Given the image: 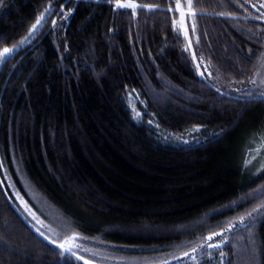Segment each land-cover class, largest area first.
I'll return each instance as SVG.
<instances>
[{"label": "trees", "instance_id": "16d2710c", "mask_svg": "<svg viewBox=\"0 0 264 264\" xmlns=\"http://www.w3.org/2000/svg\"><path fill=\"white\" fill-rule=\"evenodd\" d=\"M132 1L0 0V264H264V8Z\"/></svg>", "mask_w": 264, "mask_h": 264}, {"label": "snow or ice", "instance_id": "6c2138e0", "mask_svg": "<svg viewBox=\"0 0 264 264\" xmlns=\"http://www.w3.org/2000/svg\"><path fill=\"white\" fill-rule=\"evenodd\" d=\"M245 3L248 2V0H244ZM194 3L198 4L199 0H187V8H188V15L190 16H195L196 13L193 10V5ZM117 8H131L133 10H136L138 7L139 8H144L146 7L145 5H136L133 3H119L117 0V4H116ZM177 9L180 8L179 5L176 6ZM241 7H243V5H241ZM253 7H256V5L254 4ZM260 8H264V3H261L259 5ZM151 10V8L149 9ZM172 10V9H169ZM45 11H48V9H46ZM180 14L181 17H183L185 15L184 11L181 9L180 10ZM261 16H264V13H261ZM261 17H256V19H260ZM44 20V16L41 15L35 22V24L32 25L31 30L28 33V36H25L21 41H20V46H23L25 43L30 42V37H32L34 35V33H36L38 31V27L41 25L42 21ZM181 23H183V20H181ZM193 31H195V29H193ZM184 34L187 37L188 32L187 29L185 28L184 30ZM191 45V42L189 41V46ZM14 51V48H3V50H0V63H3L5 60H7L8 56ZM193 58L195 59V56H193ZM197 67H199V65H197ZM201 75H203V73H201ZM249 215H251V213H249ZM241 222H243V220H241ZM230 229H226L225 231H229ZM41 235H43V233H41ZM217 235H223V233H213L211 236L207 237L208 240H212L213 236H217ZM76 239H78L77 235H73L72 237H70L68 240H66L64 243H60L57 245V247L64 249V251L68 252L71 251V246L66 247V245H71ZM52 243H56L55 241H52ZM77 247L79 245H76ZM219 244H209V247H219ZM193 251H196V249H193ZM73 255H75V252L72 253ZM185 255H187V253H185ZM79 258V257H78ZM85 264H87V262H85Z\"/></svg>", "mask_w": 264, "mask_h": 264}, {"label": "rangeland", "instance_id": "374dc122", "mask_svg": "<svg viewBox=\"0 0 264 264\" xmlns=\"http://www.w3.org/2000/svg\"><path fill=\"white\" fill-rule=\"evenodd\" d=\"M119 3H122V4H125V3H133V4H136V5H138V3L137 2H135V1H132V0H120V1H118ZM256 3H259V5L261 4V3H264V0H256ZM35 24V23H34ZM42 24V23H41ZM40 27V26H39ZM38 27V28H39ZM7 48H16V45H12V46H9V47H7ZM23 203H24V201L22 200V199H20ZM25 205H23V208H24V210L26 211V212H28V210H26L25 209ZM73 245H71V248H73V247H75L76 246V243L75 242H73L72 243ZM68 246H70V245H68Z\"/></svg>", "mask_w": 264, "mask_h": 264}]
</instances>
